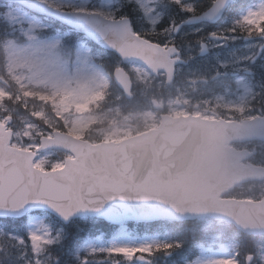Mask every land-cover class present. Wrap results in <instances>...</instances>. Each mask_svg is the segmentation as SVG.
Masks as SVG:
<instances>
[{"label": "snow or ice", "instance_id": "1", "mask_svg": "<svg viewBox=\"0 0 264 264\" xmlns=\"http://www.w3.org/2000/svg\"><path fill=\"white\" fill-rule=\"evenodd\" d=\"M181 85L211 96L170 107L216 176L202 210L264 240V0H0V264H264L255 240L137 237L130 219L166 213L106 207L131 197L99 161L143 150L131 121Z\"/></svg>", "mask_w": 264, "mask_h": 264}, {"label": "water", "instance_id": "2", "mask_svg": "<svg viewBox=\"0 0 264 264\" xmlns=\"http://www.w3.org/2000/svg\"><path fill=\"white\" fill-rule=\"evenodd\" d=\"M166 119L171 122L146 133L149 143L139 153L117 154L115 159L99 161L111 181L124 187L131 197L123 202L119 199L108 201L106 207L124 204L137 212L155 208L166 213L162 219L196 217L200 213L231 221L223 213L210 208L202 210L206 207L202 203L206 187L216 179L213 172L193 163L198 159L197 147L203 137L197 130L187 127L190 120L164 116L163 122ZM143 195L153 198H136Z\"/></svg>", "mask_w": 264, "mask_h": 264}, {"label": "rangeland", "instance_id": "3", "mask_svg": "<svg viewBox=\"0 0 264 264\" xmlns=\"http://www.w3.org/2000/svg\"><path fill=\"white\" fill-rule=\"evenodd\" d=\"M182 91L186 93L184 96L178 95V93L175 90H165L162 94H157V102H159L166 110L169 112L171 115L172 113L170 112V107L176 109L177 111H187L189 114L194 115V110L195 106L199 104L201 109H204L205 105L203 104L204 100L210 99L211 96L210 94H206V90L203 89L202 87L198 91H192L190 88H183L181 86ZM234 91V90H233ZM229 99H235V95H229ZM176 99H179V101L182 103L183 107L180 109L176 107L175 101ZM171 102V104H170ZM140 110H148L152 113L153 118L149 120H144V119H138V120H133L131 121V126H132V135L150 130L153 127V124L155 125V128L159 124V117L157 112L153 109V105H145L141 104ZM154 233L144 231V233H139L138 229L137 232H133L134 236L137 237H143L145 235L148 236H153L156 235L161 241H170L173 237H180L183 238L186 235L188 236L189 241L187 242L189 246L193 244H200L203 243L205 246H208L209 244L213 243L212 238L215 237L217 238L215 241V245L219 244H229L232 243L231 239H228L226 237V234L229 232V226L222 224V223H214L212 221H199L196 222V224H191L190 226L184 225V226H178L177 229L175 230L172 227H169L168 225H158V227H154ZM236 236L235 233L232 234V236ZM231 240V241H229ZM191 242V243H190ZM256 242L264 244V240L259 239L256 240ZM214 245V246H215ZM160 254H158V264ZM169 257L162 256L163 260L162 264H166L168 260H166ZM173 260V258H169V261ZM172 264H177L176 262Z\"/></svg>", "mask_w": 264, "mask_h": 264}]
</instances>
